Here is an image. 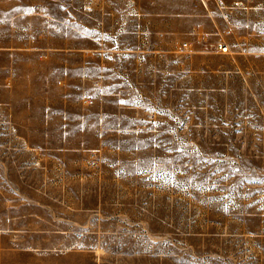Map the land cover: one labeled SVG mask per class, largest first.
Here are the masks:
<instances>
[{
  "label": "rangeland",
  "instance_id": "1",
  "mask_svg": "<svg viewBox=\"0 0 264 264\" xmlns=\"http://www.w3.org/2000/svg\"><path fill=\"white\" fill-rule=\"evenodd\" d=\"M64 6L83 0H0V184L42 186L101 264H264V17L226 54L126 61L103 123L76 83L64 133L42 111L62 63L36 50L38 12ZM71 62L83 72L82 52Z\"/></svg>",
  "mask_w": 264,
  "mask_h": 264
},
{
  "label": "crops",
  "instance_id": "2",
  "mask_svg": "<svg viewBox=\"0 0 264 264\" xmlns=\"http://www.w3.org/2000/svg\"><path fill=\"white\" fill-rule=\"evenodd\" d=\"M75 10L62 7L65 18L58 17L55 8L38 12L47 20L38 36L39 58L62 63L63 68L46 78L60 94V104H55L56 98L51 106L46 97L42 111L52 112L45 123L58 113L64 133L72 119L68 91L76 83L85 86L83 99L93 94L95 105H86L96 106L103 123L109 105L104 101L97 106V101L124 97L126 61L176 59L188 50L217 53L211 48L220 42L230 48L228 40L237 32L255 30L256 17H264V0H83L76 10L80 19L74 17ZM185 42L190 47L184 48ZM7 49L27 48H2ZM77 52L84 55L82 73L70 69ZM26 186L0 184V264H101L96 248L84 241L86 232L78 233L69 224L71 217L58 213L60 201L39 197L43 187L38 184L29 197Z\"/></svg>",
  "mask_w": 264,
  "mask_h": 264
},
{
  "label": "built area",
  "instance_id": "3",
  "mask_svg": "<svg viewBox=\"0 0 264 264\" xmlns=\"http://www.w3.org/2000/svg\"><path fill=\"white\" fill-rule=\"evenodd\" d=\"M190 45H191L190 43L185 42V43L183 44V47H184V48H188V47H190ZM211 49H212L213 51H215V52H217V53H221V54H226V53H229V52H230V48H229V46L226 45V44H224V43H222V42L216 44V46H214V47L211 48ZM84 103L91 104V103H93V100H92L90 97H88V98H85V99H84ZM137 103L139 104L140 101L138 100Z\"/></svg>",
  "mask_w": 264,
  "mask_h": 264
}]
</instances>
